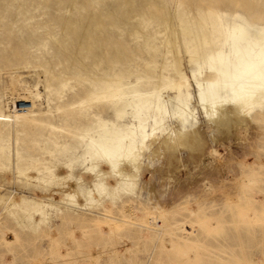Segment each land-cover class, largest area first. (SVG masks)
Listing matches in <instances>:
<instances>
[{"label": "rangeland", "instance_id": "obj_1", "mask_svg": "<svg viewBox=\"0 0 264 264\" xmlns=\"http://www.w3.org/2000/svg\"><path fill=\"white\" fill-rule=\"evenodd\" d=\"M239 15L264 26V0H0V99L17 84L16 97L27 87L42 92L31 116L22 114L14 127L0 118V264H240L245 253L249 264H264V111L226 135L208 128L200 108V84L212 83L198 74L200 63L224 49L227 26ZM176 59L189 89L178 85ZM118 86L189 94L205 148L182 149L170 161L143 152L142 190L132 199L116 194L111 221L102 218L111 208L105 195L91 210L61 201L74 193L85 204L82 195L100 179L82 168L87 128L100 119L129 124L117 118L115 104L100 102ZM69 159L73 182L78 175L84 181L77 189L24 176L29 167L65 174ZM38 203L45 215L34 222ZM143 207L159 215L157 249V234L137 224ZM164 223L167 231L159 229Z\"/></svg>", "mask_w": 264, "mask_h": 264}, {"label": "bare ground", "instance_id": "obj_2", "mask_svg": "<svg viewBox=\"0 0 264 264\" xmlns=\"http://www.w3.org/2000/svg\"><path fill=\"white\" fill-rule=\"evenodd\" d=\"M215 15L220 17L219 12H215ZM202 40L204 45H211L206 36H203ZM223 46L224 49L212 52L211 57L204 58L200 63L198 74L200 76L208 74V77L212 78V83L200 84L199 98L208 128L216 130L218 134L229 135L233 129H246L252 120L251 115L259 110L264 111V26H257L244 15H239L233 25L227 26ZM194 58L190 57L191 60ZM173 67L180 78L178 84L180 89L182 86L189 89L190 77L181 60L176 59ZM193 78L197 79V74L194 73ZM21 85H13L11 89L14 91L7 90L2 100L0 99L1 104L7 105V113L2 110L0 118L9 121L12 127L22 118V114L31 116L36 108V102L42 96L40 89L31 90L27 87L16 97L15 90ZM170 85L176 86L173 83ZM164 90L165 88L160 86L150 94H141L131 86H118L110 98L105 94L100 95V102L115 104L117 118L121 121L128 119L129 124L119 126L100 119L93 123L92 127L87 128L82 135L88 148L82 168L85 176L93 178V175L98 174L100 179L93 184L89 197L82 195L85 204H80V196L74 193L66 195L61 201L62 204L66 199H70L78 211L83 208L91 210L100 205L97 197L105 195L111 208L104 211L105 215L102 218L117 221L113 208L116 194L122 193L127 195L128 199H132L142 190L139 185L143 152H150L152 160L170 161L175 159L182 149H187L191 153L204 151L202 129L199 126L198 113L192 106L191 96L181 93L179 96L171 97L164 94ZM213 140L216 141V137H213ZM213 152L216 153V150ZM65 165L68 169L65 174L50 167H45L42 171L36 167H29L24 176L40 182L51 180L50 183L58 185L71 182L72 189H77L84 181L78 175L73 182L76 163L69 159ZM17 173L20 174L19 170ZM105 176L110 177L115 184L108 187L104 182ZM38 189L42 193L43 187L38 186ZM129 205L132 209L135 208L133 202ZM43 207L44 204L38 203L34 213L29 217L30 220L40 222L44 219ZM131 208L129 211H132ZM127 212L125 206L120 211L123 214ZM158 216L149 208L143 207L137 223L141 229L157 234L154 243L156 249L161 243L160 231L156 228V221L160 220ZM128 217L130 219L132 215L129 214ZM159 229L167 231L166 224ZM243 241L246 243L242 238ZM246 247L245 245V250ZM247 248L249 249V246ZM245 254L248 255V259L239 261L240 264L252 262L249 260V253Z\"/></svg>", "mask_w": 264, "mask_h": 264}]
</instances>
